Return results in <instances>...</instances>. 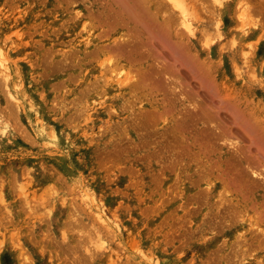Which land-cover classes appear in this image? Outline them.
<instances>
[{
	"label": "rangeland",
	"instance_id": "374dc122",
	"mask_svg": "<svg viewBox=\"0 0 264 264\" xmlns=\"http://www.w3.org/2000/svg\"><path fill=\"white\" fill-rule=\"evenodd\" d=\"M133 1L0 0V264H264V0Z\"/></svg>",
	"mask_w": 264,
	"mask_h": 264
},
{
	"label": "bare ground",
	"instance_id": "6f19581e",
	"mask_svg": "<svg viewBox=\"0 0 264 264\" xmlns=\"http://www.w3.org/2000/svg\"><path fill=\"white\" fill-rule=\"evenodd\" d=\"M117 1L119 2V0H117ZM125 1L127 2V0H125ZM132 1H133V0H132ZM139 1L142 3L143 0H142V1L139 0ZM139 1L137 0L136 3H135V6H136V9H135V10H132V9H133V6H131V4H128V6H125V8H123V6H124L125 4H127L126 2H125L123 5H121L123 2H120V3H119V4L121 5L120 8H122L123 10H125L126 13L128 14L127 16H130V18L133 19V20H131V21L136 20L135 22H137L138 24H139V23H140V24H141V23H144L143 25L141 24L142 26H145V27H146V28L144 27V29H147V27H149V29H147V30H148V32H151V34H153V35H151L150 33H147V34H148V35L150 34L151 36H154L155 31H154V30H151V31H150V29H152V27L150 28V26H149L150 24L146 26L145 24H146L147 22H145V21L148 20V19H146V18H148V17H149V20L151 19L150 22L153 21V18H154V17L152 18V15L154 16L155 13H154V14H152V13H148V12H149V11H148L149 9L147 10V8L144 6V4H141ZM227 1H229V0H227ZM230 1H231V0H230ZM118 2H117V3H118ZM133 2H134V1H133ZM146 2L149 3L148 1H146ZM214 2H215V1H214ZM226 3H227V2H226ZM228 3H230V2H228ZM228 3H227V4H228ZM154 4H155V3H154ZM159 4H160V3L157 2V4L154 5V6H157V5H159ZM237 4H238L237 10L239 11L240 18L243 17V18H242V22H243L244 19L246 20V18H249V15H248V13H249V7H248V5H247L245 2H243V0H237ZM78 5H79V4H78ZM129 5H130V6H129ZM132 5H134V3H133ZM43 6H44V5H43ZM160 6H161V4H160ZM228 6H229V4H228ZM61 7H62V6H61ZM130 7H131L132 9H131ZM157 7H158V6H157ZM162 7H163V6H162ZM134 8H135V7H134ZM235 8H236V7H235ZM251 8H253V7H250V10H251ZM254 8H255V7H254ZM116 9H117V8H116ZM155 9H156V7H154L153 10H155ZM120 10H121V9H120ZM237 10H236V11H237ZM254 10H255V9H254ZM121 11H122V10H121ZM155 11H157V9H156ZM161 11H165V9L163 8V10H161ZM161 11H160V12H161ZM187 11H188V10H187ZM187 11H186V15H187V13L189 12V11H188V12H187ZM251 11H252V10H251ZM251 11H250V12H251ZM42 12H43V11H42ZM75 12H76V11H75ZM139 12H140L142 15H143L144 13H147V14H145V15H146L145 18L140 17V13H139ZM88 13H89V11H88ZM119 13H120V12H119ZM123 13H124V12H123ZM162 13H166V11H165V12H161V14H162ZM150 14H151V15H150ZM84 15H85V14H84ZM116 15H117V14H116ZM165 15H166V14H165ZM165 15H164V16H165ZM236 15H237V14H236ZM236 15H235V16H236ZM121 16H122V15H121ZM123 16H124V15H123ZM250 16H251V15H250ZM67 17H68V16H67ZM161 17H163V15H162ZM68 18H69V17H68ZM118 18H119V17H118ZM127 18H129V17H127ZM142 18H143V19H142ZM236 18H237V17H236ZM93 19H94V18H93ZM145 19H146V20H145ZM165 19H167V17H166ZM238 19H239V17H238ZM249 19H250V18H249ZM249 19H248V20H249ZM95 20H96V19H95ZM119 20H120V19H118V21H119ZM143 20H145V21H143ZM154 20H155V19H154ZM216 20H217V19H216ZM250 20H251V19H250ZM164 21H165V20H164ZM53 22H54V21H53ZM77 22H78V20H77ZM148 22H149V21H148ZM150 22H149V23H150ZM167 22H168V20H167ZM216 22H217V21H216ZM91 23H92V22H91ZM113 23H114V22H113ZM137 23H136V24H137ZM151 23H153V22H151ZM154 23H155V21H154ZM154 23H153V26H154ZM162 23H163V22H162ZM165 23H166V22H165ZM248 23H249V22H248ZM252 23H253V22H252ZM252 23H251V24H252ZM118 24H120V23H118ZM121 24H122V23H121ZM158 24H159V23H158ZM141 25H140V27H141ZM161 25H162V24H161ZM165 25H166V24H165ZM168 25H170V24H167L166 26H168ZM186 25H187V24H186ZM110 26H111V25H110ZM73 27H75V26H73ZM86 27H87V26H86ZM163 27H164V26H163ZM187 27H189V26H187ZM93 28H94V27H93ZM99 28H100V27H99ZM159 28H160V26H159ZM159 28L157 27V29H159ZM164 28H166V27H164ZM106 29H107V28H106ZM157 29H156V32L158 31ZM171 29H172V27H171ZM15 30H16V29H15ZM83 30H84V29H83ZM147 30H146V31H147ZM164 30H165V29H164ZM174 30H175V29H174ZM152 31H154V33H152ZM160 31H161V30H160ZM167 31H168V30H167ZM89 32H90V31H89ZM144 32H145V31H144ZM158 32H159V31H158ZM158 32H157L156 34H160V35H162L160 32H159V33H158ZM162 32H163V31H162ZM176 32H177V31H176ZM176 32H175L174 34H176ZM166 33H168V32H166ZM97 34H98V32H97ZM111 34H112V33H111ZM164 34H165V32H164ZM16 35H17V34H16ZM73 35H75V34H73ZM105 35H106V34H105ZM70 36H72V35H70ZM102 36H103V34H102ZM73 37H74V36H73ZM123 37H124V36H123ZM123 37H122V38H123ZM157 37H158V36H157ZM161 37H164V35H162ZM161 37H160V38H161ZM102 38H104V37H102ZM179 38H180V37H179ZM75 39H76V38H75ZM98 40H99V39H98ZM93 41H94V40H93ZM175 41H176V40H175ZM85 42H86V41H85ZM118 42H119V41H118ZM87 45H88V44H87ZM98 45H99V44H98ZM110 45H111V44H110ZM110 45H109V46H110ZM173 45H174V44H173ZM176 45H177V44H176ZM176 45H174V46L176 47ZM111 46H112V45H111ZM111 46H110V47H111ZM113 46H114V45H113ZM102 47H104V46H102ZM114 47H115V46H114ZM114 47H112V48L114 49ZM99 48H100V47H99ZM82 49H83V48H82ZM104 49H105V48H104ZM174 49H175V48H174ZM93 50H94V49H93ZM171 50H173V47H171ZM105 51H106V49H105ZM108 51L110 52V50H108ZM95 52H96V51H95ZM102 52H103V51H102ZM111 52L114 53V51H112V50H111ZM173 52H175V50H174ZM89 53H90V52H89ZM93 53H94V52H92L91 54H93ZM113 53H112V54H113ZM116 54H117V53H115V55H116ZM176 54H177V53H176ZM95 55H96V54H95ZM103 55H104V54H103ZM107 55H108V54H107ZM109 55H110L111 57L108 56V61H109L110 63H112L110 60L114 59V57L112 58V55H111V54H109ZM113 55H114V54H113ZM178 55H179V54H178ZM92 56H93V55H92ZM101 56H102V55H101ZM116 56H117V55H116ZM117 57H118V56H117ZM110 58H112V59H110ZM103 59H104V58H103ZM106 59H107V58H106ZM115 59H116V58H115ZM115 59H114V60H115ZM104 60H105V59H104ZM165 60H166V59H165ZM108 61H107V62H108ZM112 61H113V60H112ZM117 61H118V60H117ZM174 61H175V58H174ZM103 62H104V61H103ZM107 62H106V60H105L104 63H107ZM109 62H108V63H109ZM114 62H115V61H114ZM166 62H167V60H166ZM108 63H107L105 66H107ZM110 63H109V64H110ZM174 63H176V61H175ZM174 63H173V64H174ZM101 64H103V63H101ZM112 64H113V63H112ZM168 64H169V62H168ZM113 65H115V64H113ZM121 65H122V63H121ZM103 66H104V65H103ZM105 66H104V67H105ZM119 66H120V65H119ZM127 66H128V65H127ZM170 66H172V65H170ZM173 66H174V65H173ZM108 67H109V65H108ZM117 67H118V65L115 66L116 69H115V68H110V67H109L110 69L108 68V70L111 71L112 74H114V75L111 74V75H109V76H106L108 82H110V85H112V84L117 85V84H118V85H121V86H122V85H123L124 83H126L128 80H130V81L132 80V79H131V76L129 77V76L127 75L128 72H126V71H128V70L123 71L122 69H120V70H118V72H115V71L117 70ZM120 68H121V66H120ZM126 68H127V67H126ZM132 68H133V67H132ZM174 68H175V67H174ZM174 68H173V69H174ZM102 69H103V67H102ZM99 70H100V69H99ZM103 70H105V69H103ZM103 70H102V71H103ZM105 71H106V70H105ZM165 71H166V70H165ZM176 71H177V70H176ZM100 72H101V71H100ZM125 72H126V73H125ZM130 72H132V71H130ZM130 72H129V73H130ZM166 72H167V71H166ZM133 73H134V72H133ZM133 73H132V74L130 73L129 75H133ZM167 73H168V72H167ZM108 74H109V73H108ZM134 74H135V73H134ZM146 74H147V73H146ZM102 75H103V76H101V77H105L104 74H102ZM136 77H138V76H136ZM136 77H133V80H135ZM170 77H171V76H170ZM174 77H175L174 79H175V81H176V75H175ZM172 78H173V77H172ZM177 78H179V77H177ZM100 79H101V78H100ZM104 79H105V78H103V80H104ZM147 79H148V78H147ZM168 79H169V78H168ZM101 80H102V79H101ZM105 80H106V79H105ZM138 80H139V79H138ZM144 80H146V79H144ZM172 80H173V79H172ZM179 80H180V79H178L177 81H179ZM131 82H132V81H131ZM131 82H130V83H131ZM139 82H140V81H139ZM139 82H138V83H139ZM101 83H102V81H101ZM130 83H128V84H130ZM138 83H137V85H138ZM140 83H142V81H141ZM131 84H132V83H131ZM135 84H136V82H135ZM142 84L144 85L145 83H142ZM102 85H103V84H102ZM134 86H136V85H134ZM149 86H150V85H149ZM137 87H138V86H136V88H137ZM140 87H141V86H139L138 88H140ZM144 87H145V86H144ZM151 88H152V87H151ZM132 89L135 90V87L132 88ZM134 90H133V91H134ZM140 90H141V89H140ZM147 90H148V89H147ZM147 90H146V91H147ZM149 90H150V88H149ZM149 90H148V91H149ZM155 90H156V89H155ZM177 90H178V89H177ZM133 91H132V92H133ZM138 91H139V90H138ZM138 91H137V92H138ZM151 91H152V90H151ZM181 91H182V90H181ZM144 92H145V91H144ZM155 93H156V92H155ZM183 94H184V92H183ZM155 95H156V94H155ZM139 100H140V99H139ZM193 106H195V105H193ZM94 108H95V107H94ZM32 121H33V120H32ZM252 121H253V120H252ZM32 123H33V122H32ZM38 131H39V130H38ZM221 172H222V171H221ZM254 172H255V171H254ZM255 173H256V172H255ZM258 175H259V173H258ZM225 176H226V175H225ZM221 177H222V176H221ZM227 179H228V177H227ZM229 179H230V178H229ZM214 180H215V179H214ZM225 183H226V182H225ZM228 183H229V182H228ZM229 184H230V183H229ZM225 185H226V184H225ZM232 185H233V184H232ZM236 185H237V184H236ZM236 185H235V186H236ZM208 186H209V185H208ZM233 186H234V185H233ZM222 187H223V186H222ZM225 187L227 188L228 185L225 186ZM226 188H224L225 191L227 190ZM228 188H229V187H228ZM232 188H233V187H232ZM206 189L208 190L207 187H206ZM233 189H234V188H233ZM233 189H232V190H233ZM240 189H241V188H240ZM207 190H206V191H207ZM232 190H231V191H232ZM231 191H230V192H231ZM233 191H234V190H233ZM207 192H208V191H207ZM228 192H229V190H228ZM228 192H227V193H228ZM216 193H217V191H216ZM216 193H215V194H216ZM219 193H220V192H219ZM221 194H222V190H221ZM221 194H220V195H221ZM217 195H218V194H217ZM227 195H229V194H227ZM222 197L225 198V195L222 196ZM227 197H228V196H227ZM221 200H222V199H221ZM226 200H227V198H225V201H226ZM240 206H241V205H240ZM249 206H250V205H249ZM249 206H248V207H249ZM243 208H244V206H243ZM250 208H252V207H250ZM256 210H257V209H256ZM244 211H245V210H244ZM257 211H258V210H257ZM262 211H263V210H262ZM251 212H253V211H251ZM254 212H255V209H254ZM258 212H259V211H258ZM258 212H257V213H258ZM246 214H247V213H246ZM255 214H256V212H255ZM260 214H261V213H260ZM257 215H259V214H257ZM257 215H255V216L258 218ZM253 216H254V215H253ZM259 216H261V215H259ZM259 218H260V217H259ZM263 218H264V217H263V215H262V219H263ZM249 219H250V217H249ZM259 220H260V219H259ZM249 221H250V220H249ZM256 221H257V220H256ZM261 221H262V220H261ZM248 223H250V222H248ZM253 224H254V223H253ZM262 224H263V223H262ZM254 225H255V224H254ZM252 226H253V225H252ZM256 226H259V225H256ZM215 227H216V226H215ZM258 228H259V227H258ZM260 228H261V227H260ZM260 228L258 229L259 231H257V232H259V233H260V231H261ZM262 232H263V231H262ZM261 234H262V233H261ZM261 234H260V235H261ZM258 237H259V235H258ZM229 246H230V245H229Z\"/></svg>",
	"mask_w": 264,
	"mask_h": 264
}]
</instances>
